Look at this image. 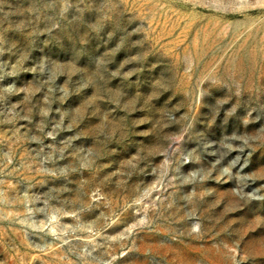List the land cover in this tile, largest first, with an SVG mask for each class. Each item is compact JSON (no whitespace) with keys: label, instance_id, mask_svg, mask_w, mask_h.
Here are the masks:
<instances>
[{"label":"rangeland","instance_id":"rangeland-1","mask_svg":"<svg viewBox=\"0 0 264 264\" xmlns=\"http://www.w3.org/2000/svg\"><path fill=\"white\" fill-rule=\"evenodd\" d=\"M0 264H264V0H0Z\"/></svg>","mask_w":264,"mask_h":264}]
</instances>
